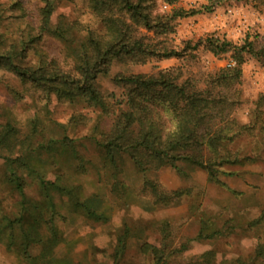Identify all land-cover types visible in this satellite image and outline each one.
Here are the masks:
<instances>
[{
  "label": "trees",
  "instance_id": "obj_1",
  "mask_svg": "<svg viewBox=\"0 0 264 264\" xmlns=\"http://www.w3.org/2000/svg\"><path fill=\"white\" fill-rule=\"evenodd\" d=\"M177 1L83 0L96 22L95 28L63 20L50 28L54 8L44 5L38 9L36 27L27 23L22 34L10 42L0 34V70L13 75L25 89L42 93L48 101L77 103L98 110L87 139L99 153L113 194L123 195L125 189L118 180L123 172L124 156L140 175L170 168L188 178L194 171L202 170L206 182L219 187H225L222 178L237 175L238 172L230 168L257 160V157L241 154L233 145L245 134H264V93L257 95L248 123L240 124L234 112L242 103L244 64L252 59L264 67V41L257 43L246 35L240 42H233L213 34L187 38L177 44L173 39L176 21L200 13L175 7ZM248 3L253 11L264 12V0ZM258 4L262 5V10L255 7ZM162 5L171 8L165 11ZM7 9L16 21H23L26 16L20 0L12 1ZM204 10L210 11V8ZM45 34L61 43L63 66L56 58H48L36 49ZM30 50H34L37 57L33 64L27 61ZM200 52L216 59L227 56L233 65L191 73L185 68L189 62H198ZM169 59H175L177 65L150 74H110L112 65L127 68L151 60ZM109 74L119 96L110 94L107 99L99 90L97 79ZM90 121L86 115L73 114L66 125L77 127L88 125ZM42 125L39 119L28 120L27 130L21 132L12 118L0 123V153H8L4 159V181L20 195L16 214L11 217L0 214V245L7 250L16 249L25 264H60L52 258L61 237L55 221L63 218L56 210L55 196L66 198L71 213H81L94 222L105 221L106 217L86 206L81 201L80 187L67 182L64 175L57 173L48 178L24 160L22 154L33 149L32 139ZM66 125L59 124L60 127ZM77 141L63 136L40 143L37 148L48 152L56 150L55 144H59L65 160L81 172L84 165L77 152ZM14 151L18 155L9 157ZM23 171L37 185L40 202L26 199ZM143 187L155 203L163 205L191 194L190 188L165 190L151 180H144ZM189 214L199 224L193 241L216 240L235 231L232 220L219 225L200 210L198 195L189 204ZM242 230L251 232L260 242L251 256L223 258L214 263L216 252L209 250L187 263H180L173 261L187 250L188 240L173 245L169 225L161 222L156 243L139 244L137 252L143 259L139 264H264V208L248 220ZM141 233L140 229L123 227L115 241L113 264H123L128 239L140 240ZM33 247H39L35 255L30 253Z\"/></svg>",
  "mask_w": 264,
  "mask_h": 264
},
{
  "label": "rangeland",
  "instance_id": "obj_2",
  "mask_svg": "<svg viewBox=\"0 0 264 264\" xmlns=\"http://www.w3.org/2000/svg\"><path fill=\"white\" fill-rule=\"evenodd\" d=\"M14 0H0V34L7 41L18 38L21 30L27 28V23L36 27L38 9L44 5H51L54 13L51 18L50 28H54L60 20L64 22H76L83 27H96V22L90 15L83 0H20L26 10L23 21L12 18L8 5ZM249 0H178L175 7L185 10H199L196 19L191 17L178 19L173 34L175 43L179 44L187 38L196 39L198 36L216 35L233 42L248 35L249 40L260 43L264 41V12L253 11ZM253 4V2H251ZM243 8L247 23L244 27L232 18L236 8ZM262 10V5H257ZM165 11L171 7L162 5ZM210 8V11L204 10ZM232 10L228 13L227 10ZM218 18V19H215ZM261 18V20H259ZM219 21H222V25ZM219 22L220 25L215 24ZM236 24V25H235ZM216 27V29H215ZM229 28V29H226ZM234 28V36L229 30ZM221 29H224L221 31ZM231 34L232 37H228ZM36 49L47 55L48 58H56L63 66L64 57L61 43L50 35H43ZM199 60L189 62L186 70L191 73L208 72L224 67L229 61L227 56L219 59L208 53L200 52ZM37 60L34 50H30L27 61L30 64ZM177 65L175 59L162 61H149L143 65L133 67H121L112 65L110 74L151 72ZM101 76L97 79V85L103 96L110 94L119 96V90L111 82V75ZM242 103L234 112L235 119L240 124L248 123L254 111V102L257 95L264 93V67L257 62L248 59L243 66V82L241 85ZM110 102V100H109ZM111 103V102H110ZM98 110H92L82 104L48 101L39 92L27 90L22 87L15 77L0 70V123L6 118L15 120L21 132L27 130L28 120L39 119L42 127L32 139V150L25 151L24 160L34 169L41 170L48 178L60 173L68 178L67 182L78 185L81 190V201L92 210L106 217L105 221L94 222L85 218L81 213H71L67 207L66 198H54L56 210L63 216L57 219L55 224L60 233V242L52 253V258L60 264H113L112 254L115 241L125 225L140 229L142 239L133 237L127 241V249L123 257V264H139L143 262L138 254L139 244H154L159 238L157 227L161 222L169 225V231L173 245L187 241V250L179 255L173 262L187 263L191 258L202 253L215 250L216 261L223 258H247L257 250L260 242H257L252 233L243 232L242 228L248 220L255 218L264 208V134L243 135L236 140L233 149L241 154L257 157L252 164L243 167H232L238 173L235 177L222 178L225 187H219L206 182L205 173L196 170L186 178L170 168H162L144 175L137 174L129 159L124 156L123 172L118 176L125 189L123 195L111 192V181L104 176L99 153L87 136L92 132V125L97 120ZM264 113V108H263ZM73 114H82L91 118L88 125L77 127L67 126L68 118ZM97 123V122H96ZM65 124L66 127H60ZM63 136L78 140L76 148L83 159L84 171H76L70 161L65 160L59 144H55L56 150L41 152L38 144H46L47 141L58 140ZM7 152L0 153V214L13 216L16 214L17 202L20 195L4 181V159ZM11 158L18 155L15 151ZM66 161V162H65ZM22 177L27 184L23 190L27 200L40 202L37 185L27 172H22ZM157 182L165 190L178 188H190L189 197L171 201L166 205L155 203L148 190L144 189L143 181ZM198 195L200 210L219 225L232 220L235 225L234 233L228 236L196 242L192 239L198 231V220L190 216L189 204ZM229 223V224H231ZM228 224V225H229ZM227 226V225H226ZM39 247L31 248L30 253L35 255ZM0 264H25L18 255L16 249L7 250L0 245Z\"/></svg>",
  "mask_w": 264,
  "mask_h": 264
},
{
  "label": "crops",
  "instance_id": "obj_3",
  "mask_svg": "<svg viewBox=\"0 0 264 264\" xmlns=\"http://www.w3.org/2000/svg\"><path fill=\"white\" fill-rule=\"evenodd\" d=\"M244 13H247L246 12V10L245 9H243L242 7L240 8H236L235 10H234V16H232V18L233 19H235L236 20V24H240V22H241V19L243 18V17H245V15H244ZM197 16V15H196ZM196 16H193V17H191L192 19H196L197 17ZM215 19H218V18H216L215 17ZM259 20H261V18H259ZM220 23H221V25H222V21H219ZM219 22H215V24H217V25H220V23ZM244 22L245 23H247V21H246V18L244 19ZM235 24V25H236ZM215 29H216V27H215ZM226 29H229V28H226ZM240 29V28H239ZM238 29V31H239V33L238 34H236L235 33V29L234 28H232V29H230L229 30V33H234V36H238L239 34H240V30ZM224 29H221V31H223ZM231 33V34H232ZM231 34H228L229 36L228 37H232V35ZM199 37V36H198ZM170 60V59H169ZM242 72H243V69H242Z\"/></svg>",
  "mask_w": 264,
  "mask_h": 264
},
{
  "label": "built area",
  "instance_id": "obj_4",
  "mask_svg": "<svg viewBox=\"0 0 264 264\" xmlns=\"http://www.w3.org/2000/svg\"><path fill=\"white\" fill-rule=\"evenodd\" d=\"M231 11H232V10H230V9L227 10L228 13H231ZM240 25L243 26V25H244V21L241 20ZM243 27H244V26H243ZM228 65H233V62H231V61L229 60V61L226 63L225 66H228Z\"/></svg>",
  "mask_w": 264,
  "mask_h": 264
}]
</instances>
